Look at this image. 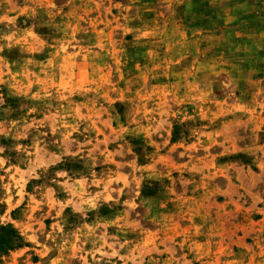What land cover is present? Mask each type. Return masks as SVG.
I'll return each instance as SVG.
<instances>
[{"label":"rangeland","instance_id":"1","mask_svg":"<svg viewBox=\"0 0 264 264\" xmlns=\"http://www.w3.org/2000/svg\"><path fill=\"white\" fill-rule=\"evenodd\" d=\"M0 264H264V0H0Z\"/></svg>","mask_w":264,"mask_h":264},{"label":"trees","instance_id":"2","mask_svg":"<svg viewBox=\"0 0 264 264\" xmlns=\"http://www.w3.org/2000/svg\"><path fill=\"white\" fill-rule=\"evenodd\" d=\"M22 244V237L12 225H3L0 228V251L6 252L19 247Z\"/></svg>","mask_w":264,"mask_h":264}]
</instances>
